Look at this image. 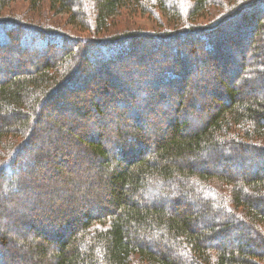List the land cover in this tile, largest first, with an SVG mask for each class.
<instances>
[{"label": "trees", "instance_id": "obj_1", "mask_svg": "<svg viewBox=\"0 0 264 264\" xmlns=\"http://www.w3.org/2000/svg\"><path fill=\"white\" fill-rule=\"evenodd\" d=\"M46 1L101 37L0 17V264H264V0L30 3ZM123 7L160 11L168 27L120 29L110 20ZM199 53L212 57L210 82L188 85L185 59ZM43 117L55 119L38 133ZM112 123L110 143L101 130ZM34 163L45 171L31 174Z\"/></svg>", "mask_w": 264, "mask_h": 264}, {"label": "rangeland", "instance_id": "obj_2", "mask_svg": "<svg viewBox=\"0 0 264 264\" xmlns=\"http://www.w3.org/2000/svg\"><path fill=\"white\" fill-rule=\"evenodd\" d=\"M217 9L218 8H210L209 9L208 12H213L211 17L217 15ZM1 12L2 13H1L0 17H3V16L7 17L9 20H11L13 22L14 21L15 22H19L20 21V22H26V23H30V24H38L42 28L45 27V28H51V29L59 30V31L64 32L65 34H69L70 36H72V38L74 37L75 40H77V42L80 39L81 42L82 43L84 42L85 44L89 43V41H90L89 39L101 37V36L94 35L93 31H91V32L90 31L89 32L80 31L77 28V26H75L73 24H70V23H67L68 21H67V15L66 14L54 15L53 11H50L48 9V2L47 1L42 3L39 7H37L35 9L34 7H32V5L30 3V0H13L11 3L8 4V6L4 7ZM261 13H263V12H261ZM205 17H207V16H205ZM211 17L204 19L203 23H209L210 24L212 22L215 23L218 20L217 16L213 20H211ZM91 20L92 19H90L89 21H91ZM110 23H116L117 24L116 27H120V29H127V30H131V31L142 29V30H146L148 32H156V31L162 30L165 27H168V24H166V17L160 11H156V17H152V16H150L148 14H145V13H143V14L142 13H138V12L136 13L132 9V7H127V8L123 7V8H121V10L116 14V16H114L110 20ZM110 30H112V29H110ZM104 34L105 33H103V34L101 33L100 35H104ZM240 42H242L243 45H244V39L242 37L240 38ZM59 50H61L60 52H62L65 49L63 48V49H59ZM75 50H76V48H75ZM241 50H242V52H241L242 55L248 54V56H250V53H251L252 49L250 50V48H248V46L247 47L244 46ZM141 53H143L142 50H137L136 49L135 54H141ZM171 55H172V57L174 56L173 53ZM195 56H196V61H197L196 64L193 62L192 57L188 58V56H187V58L185 59L186 68H188V70L191 72L188 82L186 80H185V82L189 85L190 81H192V79H194V78H196L199 82H201V81H203V75L206 78V80H208L210 82L209 78L212 75V73L210 71H209L208 74H207V72L205 73L204 68L206 69V64L207 65L210 64L211 61H209V60H211L212 57H210V58H209V56L203 57L202 53H199L198 57H197V55H195ZM163 57L164 56H158L159 59H155V60L154 59H150V62L147 63V66H148L147 68H150V69L156 68L157 69L160 66V63H161ZM197 58H198V60H197ZM250 58H251V56H250ZM200 59H202L201 63H199ZM117 64H118L117 62H114V67ZM195 65H197V67H198V65H200L202 68L196 69ZM210 66H211V68H213L211 64H210ZM17 70H15V71H17ZM202 70H204L203 73L201 72ZM116 71H118V70H116ZM122 74H124V73H122ZM127 77H130V75L127 74L126 78ZM231 79L235 80L234 82H235L236 86H238L240 91L249 92V93L252 92L251 90H249V87H248L249 83L246 84L243 79H240L239 76H238V73L236 75L233 74V76L231 75ZM143 82L145 83V81L142 79V83ZM143 85L144 84H142V86L140 85L137 88L136 92H138V94L142 93L144 87H146V89L150 88L146 84L144 86ZM185 86H184V88H185ZM212 87L213 88L216 87L215 83H212L210 85V88L208 86V90L212 89ZM222 89L224 90V86L221 87V90ZM259 89H260V87H259ZM208 90H206L204 92V94L206 95V96H204L205 99H206L204 101V105L206 103L215 104V101H212V98H210V96H209L210 93H209ZM174 92L175 91H173L171 93H172V97L175 98L176 94ZM199 93H200L199 88H197L196 91L194 92V95H196V97H198L200 100H202V97H201L202 94L199 96ZM192 96L193 95H191L190 97H192ZM183 111H185V110H183ZM181 113H182V111H181ZM202 118H203V116H202ZM54 119L55 118L51 117V119H48V120H50V123H52V121ZM46 120H47V117H43L41 123L37 125V128L39 129L38 133H44V129L47 126V122H48V120H47V122H46ZM146 120L148 121L149 124L150 123L153 124L155 122L153 118L146 119ZM157 123H158L159 126L161 125L160 121H158ZM163 124H164V122L162 123V125ZM189 124H190L191 127L192 126L194 127L198 123H197V121H195L194 117L193 118L191 117V118H189ZM113 126H114V124L112 123L111 125H109V126H107V127H105L104 129L101 130V132L104 133L105 138H107L108 142H110V143H111V140H112L111 139L112 138L111 129L113 128ZM149 130H150L149 127H147V128L145 127V129H144V131L146 133L150 134ZM151 133H153V132H151ZM62 135H65V132H63ZM55 137L56 138H62V136H59V135H56ZM150 140L151 139H149V141ZM150 145L153 146V143H150ZM75 149H76L75 146L74 147H69L68 151L72 152ZM81 150L82 149H80L78 152H81ZM30 153H33V155L39 154V148L36 147V149L32 150V152H30ZM26 154L28 155L29 153H26ZM24 159H26V157ZM246 160H247V158H244V161H246ZM27 163H26V166H29ZM210 164H211V161H206V160L201 161V166H210ZM215 165L216 164L211 165V166L215 167ZM224 165H225V163H223V162L218 163L216 165V171H219L220 169H223ZM24 166H25V164H24ZM23 168H24V172L26 171V169L30 170V168H32L31 171H34V172H32L31 174H34V175L37 174V173H40V172L43 173L45 171L42 166L36 165L35 163L30 165L29 169H28V167H23ZM234 170H235L236 173H239L238 172L239 171L238 168L234 169ZM63 176H67V174L61 175V177H63ZM94 176H96L95 178H97V179L102 177L101 174H99V173H95ZM44 177H46V175ZM34 179H35V176L31 180H34ZM54 187H56V184L53 185L52 187H49L50 191L52 189H54ZM57 187H61L66 192H69V190H70L68 185H65V186L58 185ZM10 190H11L12 193H18V192L20 193V191H19L20 189L11 188ZM3 192L4 191H1V194H3ZM54 192L57 193V192H59V190H55ZM158 196H159V194H158ZM149 197H156V193H153V192L148 193V196H146V199L149 198ZM73 198H74V200L70 203V205L74 207V206H76L78 204V197H73ZM14 212L16 213L17 210H13L12 214H14ZM0 228H3V226H1V223H0ZM8 236L11 237L12 240H14V239L18 240V237L16 236L15 232L9 233Z\"/></svg>", "mask_w": 264, "mask_h": 264}]
</instances>
